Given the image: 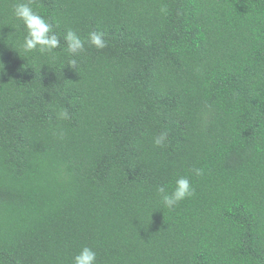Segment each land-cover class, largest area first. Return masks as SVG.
I'll use <instances>...</instances> for the list:
<instances>
[{
    "label": "trees",
    "instance_id": "1",
    "mask_svg": "<svg viewBox=\"0 0 264 264\" xmlns=\"http://www.w3.org/2000/svg\"><path fill=\"white\" fill-rule=\"evenodd\" d=\"M14 2L0 0V264H72L83 246L97 264H264V0H36L62 48L69 29L105 33L75 69L62 48L11 47ZM181 175L195 195L169 209L157 189Z\"/></svg>",
    "mask_w": 264,
    "mask_h": 264
},
{
    "label": "clouds",
    "instance_id": "2",
    "mask_svg": "<svg viewBox=\"0 0 264 264\" xmlns=\"http://www.w3.org/2000/svg\"><path fill=\"white\" fill-rule=\"evenodd\" d=\"M38 7L36 0H15L12 4V15L22 24L24 32L22 39L11 47L16 51H22L25 58L29 54L37 53L42 57L55 61L58 59L57 50L62 48L61 35L57 34L54 25L40 11L36 10ZM104 37V32L93 30L87 34L86 38H82L76 31L69 29L62 36L65 42L62 51L67 56V66L73 69L78 66L77 57L86 51V44L97 50L107 47L108 42ZM55 111L58 120L71 119L67 108L59 107ZM61 135L63 134L61 133ZM168 139V131L162 130L154 138V144L163 147L168 142ZM193 171L196 176L204 174L203 169L200 168H195ZM157 192L162 203L169 209L195 195V189L191 181L187 176L183 175L176 178L175 186L171 192H168L164 186L158 187ZM72 264H97V252L92 247L83 246L72 257Z\"/></svg>",
    "mask_w": 264,
    "mask_h": 264
}]
</instances>
